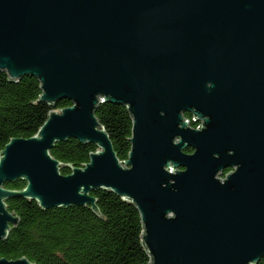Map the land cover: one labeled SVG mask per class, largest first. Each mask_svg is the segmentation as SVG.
<instances>
[{
  "label": "water",
  "instance_id": "obj_1",
  "mask_svg": "<svg viewBox=\"0 0 264 264\" xmlns=\"http://www.w3.org/2000/svg\"><path fill=\"white\" fill-rule=\"evenodd\" d=\"M0 71L71 102L0 152L1 241L20 222L10 199L102 218L92 194L109 191L139 212L149 264L264 258V0H0ZM103 104L133 119L126 161ZM70 139L96 151L63 175L51 152Z\"/></svg>",
  "mask_w": 264,
  "mask_h": 264
},
{
  "label": "trees",
  "instance_id": "obj_2",
  "mask_svg": "<svg viewBox=\"0 0 264 264\" xmlns=\"http://www.w3.org/2000/svg\"><path fill=\"white\" fill-rule=\"evenodd\" d=\"M41 95V83L36 78L12 82L6 72L0 71V152L12 139L35 136L52 110L71 105L67 99L42 103ZM95 115L109 134L118 158L126 161L133 128L127 109L103 104ZM185 116L192 119L189 114ZM95 151L93 144L70 139L51 153L64 165L62 174L69 175L68 166L81 167ZM24 187L21 180L5 184L10 190ZM92 195L98 199L102 218L88 206L43 210L36 201L10 199L8 209L20 222L6 240H0V260L27 258L32 264H149L151 257L144 247V229L136 207L109 191ZM258 264H264V258Z\"/></svg>",
  "mask_w": 264,
  "mask_h": 264
},
{
  "label": "flooded vegetation",
  "instance_id": "obj_3",
  "mask_svg": "<svg viewBox=\"0 0 264 264\" xmlns=\"http://www.w3.org/2000/svg\"><path fill=\"white\" fill-rule=\"evenodd\" d=\"M197 127H198V124H196V126H194V128H197ZM187 150H192V151L191 152H186ZM185 152L188 153V154H192L194 151H193V149L189 148V149H186ZM233 171H234V169H231V168L226 169L225 172H224V175L226 176V175L232 173Z\"/></svg>",
  "mask_w": 264,
  "mask_h": 264
}]
</instances>
